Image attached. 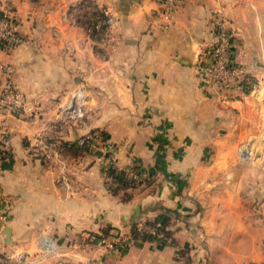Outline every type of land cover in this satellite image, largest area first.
I'll use <instances>...</instances> for the list:
<instances>
[{"label":"crops","instance_id":"0c3cea01","mask_svg":"<svg viewBox=\"0 0 264 264\" xmlns=\"http://www.w3.org/2000/svg\"><path fill=\"white\" fill-rule=\"evenodd\" d=\"M12 2L19 42L0 63L37 117L0 107L12 140L0 161V264H264L262 92L224 101L197 71L221 11L237 59L264 77V0H181L168 28L158 0ZM105 6L119 18L106 40L89 28ZM79 88L83 116L68 117ZM95 131L105 141L94 151L74 148ZM39 138L62 163L37 156ZM108 152L149 181L112 190ZM165 211L166 236L132 234ZM123 235L125 249L106 245Z\"/></svg>","mask_w":264,"mask_h":264},{"label":"built area","instance_id":"2783aa9c","mask_svg":"<svg viewBox=\"0 0 264 264\" xmlns=\"http://www.w3.org/2000/svg\"><path fill=\"white\" fill-rule=\"evenodd\" d=\"M181 0H158L160 5L161 26L168 28L173 22L175 13ZM67 19L69 15L66 13ZM119 22L118 16L109 6L101 8L100 12L93 17L89 28L100 34L104 40L111 38ZM232 32L227 18L221 11L214 12L213 40L205 44L198 52L197 71L202 85L209 92H213L221 100L236 99L239 96H247L257 91L262 92L264 104V77L260 78L251 74L237 59L235 44L232 40ZM19 42L18 25L15 9L12 0H0V49H11ZM9 74V67L0 63V107L9 114L20 117L28 115L37 117L34 105H26L21 101L16 88L6 80ZM212 93V92H211ZM84 90L79 88L72 94L69 102L63 103V109L68 117H82V102ZM105 141V135L101 132H90L77 139L80 146L88 145L92 151L98 144ZM37 156L46 163L60 164L58 149L48 143L45 139L39 138L36 141ZM12 148V140L4 127H0V161L7 159ZM94 151V150H93ZM242 154V151H241ZM110 168L116 171L125 172L128 180L138 183L146 179L147 173L132 166H121L115 159L113 152L107 153ZM6 204L0 196V225L6 218ZM109 248H126L129 245V237L121 236L106 243ZM50 248V243L48 244ZM16 262H21L23 254L14 252L11 256Z\"/></svg>","mask_w":264,"mask_h":264},{"label":"trees","instance_id":"16d2710c","mask_svg":"<svg viewBox=\"0 0 264 264\" xmlns=\"http://www.w3.org/2000/svg\"><path fill=\"white\" fill-rule=\"evenodd\" d=\"M96 132V131H95ZM74 148L76 150H81L83 152H92L88 145L80 146L75 142L73 144ZM137 168V167H134ZM108 177H109V185L112 190H116L119 187L124 188H136L142 185H145L149 178H146L138 183H132L128 180L125 172L123 171H116L114 169L108 170ZM150 177V176H149ZM169 216L167 214V211L163 212V214H160L157 218H155L154 221L146 222V225L150 229L149 231H146L145 229H139L136 225L132 226V234H142L144 237H146L149 240H160L159 235L166 236V225L169 222ZM110 235V228L107 227L102 230V236H109Z\"/></svg>","mask_w":264,"mask_h":264},{"label":"water","instance_id":"95a60500","mask_svg":"<svg viewBox=\"0 0 264 264\" xmlns=\"http://www.w3.org/2000/svg\"><path fill=\"white\" fill-rule=\"evenodd\" d=\"M8 229H9V228L6 227V229H5V233H6V234H8V232H9Z\"/></svg>","mask_w":264,"mask_h":264}]
</instances>
